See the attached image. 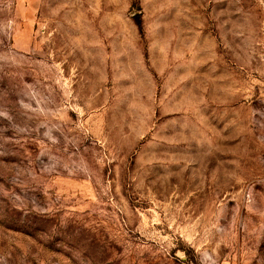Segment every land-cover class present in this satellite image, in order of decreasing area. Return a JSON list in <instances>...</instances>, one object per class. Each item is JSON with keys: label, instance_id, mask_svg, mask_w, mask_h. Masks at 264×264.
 <instances>
[{"label": "rangeland", "instance_id": "rangeland-1", "mask_svg": "<svg viewBox=\"0 0 264 264\" xmlns=\"http://www.w3.org/2000/svg\"><path fill=\"white\" fill-rule=\"evenodd\" d=\"M0 264H264V0H0Z\"/></svg>", "mask_w": 264, "mask_h": 264}, {"label": "trees", "instance_id": "trees-1", "mask_svg": "<svg viewBox=\"0 0 264 264\" xmlns=\"http://www.w3.org/2000/svg\"><path fill=\"white\" fill-rule=\"evenodd\" d=\"M135 23L137 24V26H140V19H139V16L138 15H135Z\"/></svg>", "mask_w": 264, "mask_h": 264}]
</instances>
